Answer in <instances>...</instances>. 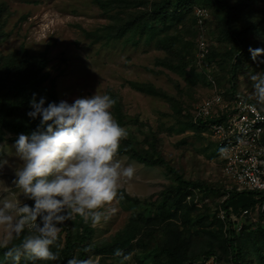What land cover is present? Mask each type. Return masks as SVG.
Listing matches in <instances>:
<instances>
[{
    "label": "trees",
    "instance_id": "16d2710c",
    "mask_svg": "<svg viewBox=\"0 0 264 264\" xmlns=\"http://www.w3.org/2000/svg\"><path fill=\"white\" fill-rule=\"evenodd\" d=\"M90 1L105 18L93 31L81 29L92 43L107 45L121 40L137 45L143 40L153 44L164 55L156 58L155 63L185 82L182 88L178 80H172L177 93L151 83L131 82L136 91L160 97L169 104L175 122L166 128L155 129L138 118H130L120 97L107 91L116 100L111 109L114 118L128 132L117 155L145 167L161 168L168 183L148 197L132 196L120 189L117 200L129 211V218L123 229L107 239L93 240L91 223L74 215L65 221L58 240L51 246L58 253L57 261L22 257L19 264H66L73 255L81 259L99 257L101 264H114L113 251L117 248L125 253L135 252L134 264H206L209 260L213 264H264V214L259 211L264 193L237 191L221 172L216 182L187 176L174 158L165 155L160 136L162 130H189L206 140L209 148L214 145L209 136L201 135L203 131L209 132L206 121L193 120L190 91L198 85L205 87L208 95L216 89L230 98L244 95L257 104L251 95L249 77L252 72L264 71V63H259L264 57L253 61L249 48L264 49V0ZM196 6L207 11V19L200 25ZM8 15L6 3L0 1V41L7 36L4 27ZM201 27L209 28L208 34ZM203 34L208 40L207 52L199 61L198 41ZM48 49L47 46L35 54L20 45L12 52L0 54V139L12 142L19 133L30 132L39 124V117L32 120L26 115L33 93L37 100L45 97V105L60 101L55 79L46 71ZM183 94L187 96L186 102L181 98ZM257 105L264 109V105ZM186 142L182 138L178 144ZM28 204L32 201L28 200ZM219 211L223 212V219ZM245 211L255 221L244 216ZM3 251L0 249V264H12ZM117 261L127 264L118 257Z\"/></svg>",
    "mask_w": 264,
    "mask_h": 264
},
{
    "label": "clouds",
    "instance_id": "9594fccd",
    "mask_svg": "<svg viewBox=\"0 0 264 264\" xmlns=\"http://www.w3.org/2000/svg\"><path fill=\"white\" fill-rule=\"evenodd\" d=\"M249 52L253 61L264 57L262 48ZM249 79L251 95L264 105V71L252 72ZM115 103L108 93L95 91L71 103L45 105V97L37 100L33 93L26 115L32 120L39 117V124L19 133L10 145L0 139V176L5 168L13 173L10 182L0 178V249L12 264H19L22 257L57 261L51 246L65 221L76 215L95 225L105 218L102 209L120 198L122 180L136 169L117 158L128 132L113 116ZM113 255L130 259L119 248ZM66 264H99V257L73 255Z\"/></svg>",
    "mask_w": 264,
    "mask_h": 264
},
{
    "label": "rangeland",
    "instance_id": "374dc122",
    "mask_svg": "<svg viewBox=\"0 0 264 264\" xmlns=\"http://www.w3.org/2000/svg\"><path fill=\"white\" fill-rule=\"evenodd\" d=\"M0 1L6 3L9 11L4 27L7 36L0 41V54L12 52L20 45L37 54L48 46L49 62L46 71L50 78L55 79L59 100L71 103L95 91L107 93L111 90L120 97L124 111L130 118H138L155 129L159 126L169 127L175 122L171 116L172 110L164 99L136 91L131 82L151 83L166 92L177 93L172 80H178L182 88L185 87L184 80L155 63L156 58L164 55L153 44H146L143 40L137 45L125 44L121 40L107 45L92 43L81 29L93 31L105 22V18L90 0ZM206 19L207 16L201 20L203 22ZM201 29L208 34L209 28ZM202 36L198 37L199 40L208 42L205 34ZM190 93L193 112L194 107L209 95L208 90L199 85ZM181 98L184 102L188 100L186 94L181 95ZM201 135L209 136L207 131L201 132ZM160 136L165 155L174 158L187 176L215 182L218 180L221 170L217 160L218 150L214 145L209 148L206 140L199 139L189 130L184 133L162 130ZM182 138L187 142L179 145ZM7 143L10 145L12 142ZM117 158L132 163L136 169L132 177L121 182L120 189L129 195L148 197L168 183L161 168L145 167L122 155H117ZM12 177L13 173L8 168L0 176L6 182H10ZM223 178L230 182L227 177ZM24 202L28 203V200ZM102 211L105 218L95 225L91 224L95 241L107 239L123 229L129 218V211L124 210L117 199ZM129 254L130 259L126 262L134 264L135 252ZM113 262L122 264L117 261V257ZM206 264L213 263L209 260Z\"/></svg>",
    "mask_w": 264,
    "mask_h": 264
},
{
    "label": "built area",
    "instance_id": "2783aa9c",
    "mask_svg": "<svg viewBox=\"0 0 264 264\" xmlns=\"http://www.w3.org/2000/svg\"><path fill=\"white\" fill-rule=\"evenodd\" d=\"M195 15L198 24H202L201 19L207 16V11L195 8ZM206 52L205 41L199 40V61ZM192 113L194 122L206 121L207 133L218 150L217 160L222 175L237 191L257 190L264 193V109L244 95L230 98L214 89L194 107ZM259 211L264 214V202ZM218 215L223 219L222 211ZM243 215L255 221L251 213L245 211ZM240 228L241 225L237 229Z\"/></svg>",
    "mask_w": 264,
    "mask_h": 264
}]
</instances>
